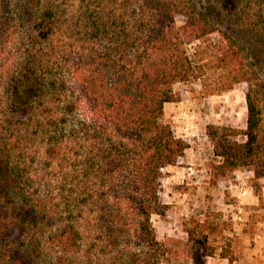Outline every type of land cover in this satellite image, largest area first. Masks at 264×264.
I'll list each match as a JSON object with an SVG mask.
<instances>
[{
  "label": "trees",
  "instance_id": "obj_1",
  "mask_svg": "<svg viewBox=\"0 0 264 264\" xmlns=\"http://www.w3.org/2000/svg\"><path fill=\"white\" fill-rule=\"evenodd\" d=\"M68 1L81 4L80 14L67 17L80 35L56 59ZM107 1L23 0L20 9L15 0H0V264H104L105 258L170 264L169 253L177 264H204L214 254L210 235L230 228L219 214L202 223L193 218L187 239L162 241L154 224L169 209L161 200L165 168L181 165L189 147L164 119L167 102L187 98L186 89L174 88L179 82L199 80L204 96L244 84L247 127L228 129L246 140L217 153L223 172L249 168L264 177V0H134L141 11L136 36L127 33L130 4ZM136 39L145 48L133 64L103 45ZM60 70L71 76L85 108L86 118L76 123L61 94ZM54 117L57 130L68 127L54 131L44 148L47 165L57 163L63 172L56 178V228L46 238L58 253L50 262L37 229L53 222L54 183L34 174L28 132L38 134ZM195 232L199 244L192 241ZM169 240L185 248L168 247Z\"/></svg>",
  "mask_w": 264,
  "mask_h": 264
},
{
  "label": "crops",
  "instance_id": "obj_2",
  "mask_svg": "<svg viewBox=\"0 0 264 264\" xmlns=\"http://www.w3.org/2000/svg\"><path fill=\"white\" fill-rule=\"evenodd\" d=\"M206 99L188 93L184 100L165 104L164 119L173 118L177 135L187 139L189 147L181 165L165 168L161 200L169 209L165 216L154 217L160 224L156 226L158 237L187 239L193 218L205 213L206 220L219 214L230 228L209 241L215 252L205 258L204 264H264V177L256 178L247 168L223 172V156L207 154L198 147V138L205 133L200 120ZM245 188L244 196L241 193Z\"/></svg>",
  "mask_w": 264,
  "mask_h": 264
},
{
  "label": "rangeland",
  "instance_id": "obj_3",
  "mask_svg": "<svg viewBox=\"0 0 264 264\" xmlns=\"http://www.w3.org/2000/svg\"><path fill=\"white\" fill-rule=\"evenodd\" d=\"M77 1V0H73ZM17 2V8L22 9L23 7V0H15V3ZM112 2V1H107ZM120 2H124V5L128 3L129 7L127 8V14H128V21L130 23L131 30L127 33H134L135 36L138 35V30L136 29L135 24L137 23V20L140 17L141 11L139 10V7L135 3L134 0H120ZM116 3V2H115ZM85 4V3H83ZM80 2H67V4L64 6V14L60 20V26L61 28L57 30L56 33H60L62 36L58 39V35H56V59L60 58L62 56V52H60V49H63L65 45L68 44L67 40L74 42L76 40V37H78L80 27L77 25L75 27H72V21L73 18H67L70 15L72 16V13L74 15L80 14L81 10L79 8ZM80 11V12H79ZM74 21H76V17H74ZM183 18H180L178 20V23H182ZM21 32L25 31L22 28H20ZM63 37V38H61ZM220 38V33H214L212 36V39L214 41H217ZM66 42V43H64ZM107 41L103 42L104 47L106 49L110 50L116 58L128 63L133 64L136 61V58L139 53H141L145 46L144 43L140 40L136 39L135 43L129 42L126 46L121 42H115V43H106ZM106 45V46H105ZM61 47V48H60ZM189 51H194V45H191L189 47ZM60 79L59 84L61 83V94L64 100L68 101V104H70L72 107H74L73 114L70 113L71 117L73 118L74 122L76 123L79 120H82L83 117L86 118L85 115V108L83 107V104L81 101L77 100V97L74 92L73 88V81L71 76L67 72H63L60 70L59 72ZM175 89L183 88L186 89L188 93H190L192 96L204 98V95L202 93L201 89V83L199 80H191V81H185V82H179L174 85ZM207 99L203 100V104L201 107V110H203V113L201 114V120L200 125L203 126L206 131L213 135L210 137L215 143L216 151H219L221 153L226 152L229 150V144L232 141H239L243 142L246 140V136L244 134H239L238 136H234L233 133L228 129V127H233L239 130H244L247 127V119H248V108H247V101H246V93H245V86L244 84H237L234 88L231 90L224 92L219 95H209L206 96ZM56 111V110H55ZM88 118V117H87ZM166 119V118H165ZM170 122H174L173 118H168ZM51 120L50 124H45L44 126L39 129L38 134H34L32 131L33 129L30 128L28 132V142H29V153L32 155V157H35L36 163L33 166V171L35 175H45L46 178L50 179L52 181V186L54 183V200L53 205L54 208L51 213L54 214V219L52 224L50 225L46 222L45 224L41 225L37 229V236L41 240V246L43 248V257L45 260L54 262L56 260L57 256V250L56 248L52 247L47 241L46 238L48 234L50 233L51 229L56 228V178L60 179L63 177V172H61L60 168L58 167V164L56 163V167L54 166H48L45 162V156H44V148L47 144L48 137L51 134H54L55 132L57 134L61 133L64 129L66 131V124H62L59 127V130H57L56 126V117L52 119H45V121L49 122ZM89 122V121H88ZM177 125V123H175ZM212 126L211 128H208L209 126ZM218 127V128H216ZM57 130V131H56ZM218 130V132H217ZM55 131V132H54ZM216 133V134H215ZM215 134V136H214ZM244 169V168H243ZM246 169V168H245ZM249 169V168H247ZM252 170V169H251ZM60 203L59 208L62 211H65L66 209V201L63 197H60L57 199ZM155 226L158 228L160 227L158 222L154 221ZM190 228L195 227V223L191 221ZM156 227V228H157ZM199 228H196L198 230ZM19 230L15 228L11 232V237L15 239L18 237ZM17 236V237H16ZM161 235L160 240L166 241L168 239L172 238H179L175 236H168L165 238H162ZM216 236L211 235L209 238V241L214 240ZM26 239V238H25ZM22 240V239H21ZM27 240V239H26ZM192 241L196 244L201 243V239L199 238L197 232H195ZM173 241H168L167 246L172 247ZM175 250L180 251L181 249L185 248L184 244H179L177 246H174ZM186 253H181L180 257V263H184L187 258L185 257ZM169 257L171 258V263H178V260L176 259V256L174 253H169ZM115 262L113 259H107L105 258L104 264H114ZM121 263L120 261H117L115 264ZM185 264V263H184Z\"/></svg>",
  "mask_w": 264,
  "mask_h": 264
},
{
  "label": "built area",
  "instance_id": "obj_4",
  "mask_svg": "<svg viewBox=\"0 0 264 264\" xmlns=\"http://www.w3.org/2000/svg\"><path fill=\"white\" fill-rule=\"evenodd\" d=\"M198 147L202 150H204L205 153H214V152H217L216 151V146H215V143L214 141L212 140V138L210 137L209 133L206 131L205 129V133L203 135H200V137L198 138ZM247 193V189L245 188L241 195H246ZM206 218V215L205 213H200L199 214V220L200 222H203ZM237 219H241V216H237Z\"/></svg>",
  "mask_w": 264,
  "mask_h": 264
}]
</instances>
